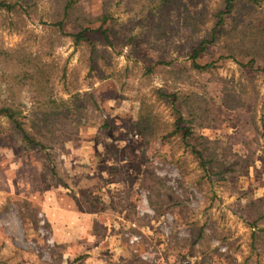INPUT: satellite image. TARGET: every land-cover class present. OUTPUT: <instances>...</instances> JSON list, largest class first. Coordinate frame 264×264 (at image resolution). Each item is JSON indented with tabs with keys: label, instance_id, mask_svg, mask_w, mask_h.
<instances>
[{
	"label": "rangeland",
	"instance_id": "rangeland-1",
	"mask_svg": "<svg viewBox=\"0 0 264 264\" xmlns=\"http://www.w3.org/2000/svg\"><path fill=\"white\" fill-rule=\"evenodd\" d=\"M63 1L0 0V264H264V0Z\"/></svg>",
	"mask_w": 264,
	"mask_h": 264
},
{
	"label": "trees",
	"instance_id": "trees-1",
	"mask_svg": "<svg viewBox=\"0 0 264 264\" xmlns=\"http://www.w3.org/2000/svg\"><path fill=\"white\" fill-rule=\"evenodd\" d=\"M233 0H226L225 1V5H224V11H219L218 12V20L220 22H222V16H224L225 13L229 12L230 10V5L232 3ZM250 1H254V0H250ZM74 3V0H64L63 3H62V14L65 16L66 15V11L69 10L70 8H72V5ZM12 5H6V8H11ZM104 16H102V21L105 20L103 18ZM58 26L61 24V21H58L56 23ZM71 36L73 37L74 41H78L80 39H82V34L81 32H76L74 34H71ZM206 43L205 40H201L199 42V45H200V49H202V46L203 44ZM197 51L194 50L193 51V54H192V57H194L196 55ZM196 68H204L206 65H194ZM91 99V97H90ZM63 103L65 104L66 102L63 101ZM17 114L18 112L14 109H12L11 107L9 106H1L0 107V115L4 116L10 126H11V129L12 131L16 134V136L21 139L24 143H26L27 145H31V144H37V142L28 135V133L24 130L23 126H22V122L17 118ZM198 154L199 156V153H196Z\"/></svg>",
	"mask_w": 264,
	"mask_h": 264
}]
</instances>
